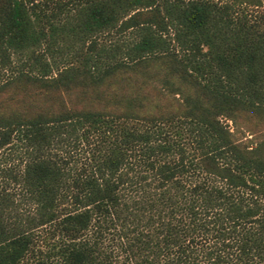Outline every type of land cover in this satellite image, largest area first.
<instances>
[{"label": "trees", "instance_id": "16d2710c", "mask_svg": "<svg viewBox=\"0 0 264 264\" xmlns=\"http://www.w3.org/2000/svg\"><path fill=\"white\" fill-rule=\"evenodd\" d=\"M107 234L264 264V0H0V264H112Z\"/></svg>", "mask_w": 264, "mask_h": 264}, {"label": "rangeland", "instance_id": "374dc122", "mask_svg": "<svg viewBox=\"0 0 264 264\" xmlns=\"http://www.w3.org/2000/svg\"><path fill=\"white\" fill-rule=\"evenodd\" d=\"M226 121L230 129H233L230 121L229 120ZM234 133L240 136V133L238 131H234ZM241 138L243 139L244 136ZM37 231L39 236L38 238H36L35 246L41 250V255L43 256L44 251L47 249V246H49V244L54 242L56 239L55 237L50 236L49 233H45L46 232L45 230L43 231L40 228H38ZM42 235H44L43 238L41 237ZM102 244L105 246L106 249L111 250L110 260L112 264H136L134 263L133 257L129 256V254L128 256H125L124 252L120 249V246L118 244L115 235L111 237L109 236V234H107V236L102 240ZM32 262H33V257L28 254L23 258L21 264H31Z\"/></svg>", "mask_w": 264, "mask_h": 264}]
</instances>
